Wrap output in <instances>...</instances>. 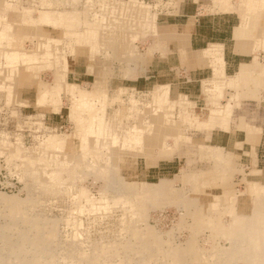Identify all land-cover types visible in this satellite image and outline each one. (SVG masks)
Listing matches in <instances>:
<instances>
[{
  "label": "rangeland",
  "instance_id": "rangeland-1",
  "mask_svg": "<svg viewBox=\"0 0 264 264\" xmlns=\"http://www.w3.org/2000/svg\"><path fill=\"white\" fill-rule=\"evenodd\" d=\"M45 1L57 2L0 0V10L5 9V2L15 3L17 15L38 18V9L55 6ZM79 1L80 10L85 9L83 5L94 4V10L106 15L109 22L115 19L108 17L110 3L116 9L122 7L120 2L123 8L131 6L130 0H111L103 6L99 0ZM215 1L136 0L137 10H148L154 17L156 29H142L141 23L146 19L137 18L136 11L117 10L120 17L125 15L127 19L118 20L125 23L124 36L118 37L119 41L97 44V55L92 60L89 51L78 45L73 46V55L67 54V60L73 59L67 84L71 90L74 86L87 90L88 101L96 107L104 124L109 122L123 132L142 124L145 135L155 127V119L164 127L174 128V132L169 130L164 137L163 144H157L148 152L138 144L127 148L118 147V143L106 150L100 139L105 164L81 161L84 158L86 161L93 153L89 152L86 157L82 154L88 139L84 140L85 126L70 114L73 109L70 91L64 94L51 90L43 102H38L39 82L58 85L59 81L55 85L54 79L61 65L56 64L55 58L49 63L37 60L33 62L35 65L21 64L19 60L12 80L5 75L9 66L15 65L11 64L14 61L6 56L0 58V245L11 239L12 244L18 245L23 233L32 238L35 231L30 230L31 223H38L42 234L49 229L57 232L54 239L57 251L48 259L54 262L52 264H101L96 258L102 250L108 254L104 264H170L171 258L164 251L168 250L166 247H182L194 239L204 252L223 256L216 250L225 247L222 253L229 256L227 251L232 245L227 240L229 229L227 231L226 227L234 226L236 219L245 217L244 223L253 220L258 226L255 229L247 225L244 229V232L257 234L258 247L250 251L264 256V223L258 221L263 219L264 222V195L255 198L248 192L250 185H257L264 194V170L250 164L253 152L246 150L248 146L255 147L264 134L259 127L264 125V76H259L255 68V64L264 66V2L255 4L254 9L248 0V4L246 0L245 3L249 6L244 0ZM243 6L254 10L249 12L250 9L243 8L246 14L242 12L243 18H250H245L250 22L244 24V27L250 26L245 29H254V24L258 23L256 26L262 29V36L252 32L236 41L233 33L244 21L240 17L242 10L238 11ZM21 8L28 9L27 13ZM255 11L262 12L260 19L257 14L251 15ZM5 16V22L14 23L15 29L7 30V50L20 54L24 49L34 50L33 42L39 43V39L32 41L21 30L27 27L14 20L10 13ZM198 21L202 25L196 33L203 39L209 35L215 43L227 44V49L237 46V42L246 47L237 60L251 65L252 80L259 81L260 86H255L257 82L234 86L236 72L226 67L224 47L223 67L220 62H210L211 57L205 64L196 63L199 56L192 53L191 42ZM48 24L39 23L37 33L63 37L62 29ZM132 31L137 32L136 35L140 31L143 34L132 40ZM167 34L169 36H165ZM49 44L50 48L37 47V52L50 54L59 48L58 53L63 56V42L52 44L50 41ZM101 77L104 82L101 89L106 95L97 94L95 89ZM161 85L168 88L169 94L166 99L156 101L153 93ZM116 95L119 99L113 100ZM82 112L78 110L79 115ZM51 137L57 139L56 145L49 142ZM91 137L97 140V135ZM215 150L222 154L223 164L216 160L221 154L215 152L218 154L215 155ZM210 153L217 157L213 159ZM98 165H103L115 181L108 183L105 174L97 175ZM54 172L60 176L52 179ZM147 189L157 192L145 194ZM80 191L85 197L78 195ZM4 196L12 198V204L27 213L30 224L19 216L13 217L2 199ZM92 198L97 206H90ZM80 201H83L81 206ZM128 227L142 231L132 244L125 234ZM143 236L148 238L146 245L141 244ZM26 248L35 249L31 243ZM2 249L3 259L12 261L7 264L18 263L17 256H11L7 247ZM224 257L220 261L225 262ZM228 262L246 264L243 260L229 259Z\"/></svg>",
  "mask_w": 264,
  "mask_h": 264
},
{
  "label": "bare ground",
  "instance_id": "bare-ground-1",
  "mask_svg": "<svg viewBox=\"0 0 264 264\" xmlns=\"http://www.w3.org/2000/svg\"><path fill=\"white\" fill-rule=\"evenodd\" d=\"M56 1L57 2L45 1V3L47 5H53V6L55 5V6L38 9V11L40 12V16L38 18H34L33 16H30V15L29 16H25V15L19 16V15H17L18 12L16 11L17 4H15V3L11 4V3L5 2L6 3V5L4 7L5 9L3 11L0 10V58L2 56H6L11 61H14L11 63L12 65L15 64L13 67L9 66V68H8L9 70H7V74L5 75L6 79L10 78V80H12L11 77L13 76V73L18 68L19 60H21V62H20L21 64L26 63L28 65V64H31L37 60H40V59H41L40 61L45 60L44 61L45 63H49L52 59L55 58L56 64L61 65L60 70L58 71V75H56V78L54 79L55 85L59 81L58 85L52 86V85H48V83H45V85H43L44 83L39 82V84L36 88L37 93H38V102H43L51 90H58L60 92L63 91L64 94H67V92H69V91L71 92L70 96L73 99V101L75 102V105H74V102L72 101L73 109H72V112L70 111V114L72 117L75 116V119L80 122L81 126H85L84 127L85 128L84 129V131H85L84 136H86V137L84 140L88 139L87 143L83 145L84 149L82 150V154L84 157H86V155L89 152L94 154V155L91 154L89 156V159H87L86 161H85L84 157H83L84 159H81V161L85 164H88L89 160L91 162H95L96 164H99L100 162H104V164H105L106 160L105 161L102 160L104 153L103 154L101 153L103 150H101V147H100L101 145L99 144L100 139L103 140L102 143H103L106 150H107V148H108V150H110V148L112 147V144L118 143V147L120 146V147H127V148H130L133 144H138L137 145L138 147L140 146V147H142V150L144 149L146 152H148L157 144H163L165 142V138L168 136V133L170 131H173L174 128H172V127L170 128L168 126H167L168 128L164 127V124H161L159 119H155L153 121V124L155 125V127H152L149 129V134L148 133L146 135L144 134L145 128H144V125H142V124L134 127L133 129H131L128 132L119 131L117 128L112 127L111 125H113V124H111L109 122L108 123L105 122V124H104V122L101 118V115H99L96 112V107L93 106L91 103H89V101H88L89 93L87 92V90L78 88L76 86H74V89L71 90L70 89L71 87H69V85L67 84V81H66V79L68 78L67 73L71 67V62L73 60L72 58H71L72 59L71 61H70V59L67 60L68 59L67 54L68 53H69L68 55L74 54V52H75L74 47H73L74 45L82 46L86 50H88L90 53V60H92L97 55V51H98L97 44L108 43V42L111 43L113 41H119L117 38L124 36L123 32L125 29V26H124L125 23L123 25V24L119 23L120 21H118V20H124L125 15H122V17H120L121 15L117 14V10L119 12L120 11L124 12V10H127V11L132 10L133 12L136 11L138 14L137 18H141V17L143 18V16H144L146 20L142 21V23H141L142 29H144V28H146L148 30L156 29L154 17L151 16V14L148 10H145V11H142L140 9H139L140 11L137 10L138 5L136 3V0H130L131 6L129 8L126 6V7H124L125 9L123 8L124 4H122L121 2L119 5L122 7H118L117 9L111 7V5H114V4L110 3L109 8H108V13H109L108 17L109 18H115L114 20L111 19L110 22H109V20H107L106 15H101L100 12H97L94 10L95 9L94 4H92L89 7L87 5H85V6L83 5V7H85V9L80 10L79 7H80L81 2L79 0H56ZM85 1L86 0H84V2ZM246 1L244 0L243 2L245 3ZM248 1L251 4L253 3L251 5V7H253V5H254V7H253L254 9L256 8L255 4H258V2H264V0H248ZM248 1L246 2L247 4H248ZM99 2L101 4V6H103V5H105V2H111V0H99ZM219 2L221 3V0ZM225 2H227V1H224V3ZM215 4H218V1ZM247 4H246V6L250 5V4L249 5H247ZM60 5H66L68 7L66 9L63 7L64 9H62L59 7ZM87 7H88L89 11H87L88 10V9H86ZM30 8H32V7L30 6ZM228 8H231V7H229V5H228ZM243 8H244V6L238 8V11L242 10L240 17H241V21L242 20H244V21L241 22L240 26L235 28V30H234L235 32L233 33V35L235 34L234 37H235L236 41H240L239 39L246 37V35L252 34V32H254V35L256 33L258 36H262V31H261L262 29L260 27L258 29V27H257L258 23L256 24L257 26L254 24V29L252 28L251 30H246V29H248L247 27H250V26H247L248 23H250L247 20L250 18L247 19V17H245V16L243 18L242 15L245 14V12L243 11ZM250 8L249 7L244 8V10L247 9V11H249L248 9H250ZM223 9H224V7H223ZM21 10H23L25 13H27L26 10H28V9L21 8ZM31 10L34 12L33 8ZM251 11H254V10L250 9L249 12H251ZM242 12H244V14ZM249 12H246V13H248V15H249ZM256 12L257 11H255V13L252 12L253 14L251 13V15L253 16L254 14H257ZM5 13H10L14 20L20 21L21 25L23 24L25 27H27L26 29L22 28L21 30H23L25 32V34L30 36V39L32 41L35 38L39 39V41H40L39 43L33 42V44L35 46L34 50H30V49L25 50L24 49L22 51V54H20V52H17L15 50L14 51L13 50L12 51L7 50V48H8L7 43H6L7 42V40H6L7 39L6 38L7 30L9 28H11L13 30H15V29L13 27L14 23L10 22L11 23L10 24L9 22H5L6 18H7V16H5ZM261 14H262V12L259 11L256 16H258V18L260 19ZM263 14H264V12H263ZM9 16H8V18H9ZM112 16H114V17H112ZM115 16H118L117 19ZM255 18H256L255 20H257V17H255ZM251 19L254 20V18H251ZM125 20H127V19L125 18ZM10 21H11V18H10ZM41 22H43V23L49 22L48 25H50V23H51L55 28L62 29V31H63L62 36L63 37L61 38L60 36H57V38H55L52 36L50 37L48 35H43L42 33L38 34L37 33V29H38L37 26H39L38 24L39 23L41 24ZM257 22H258V20H257ZM5 24H7L8 26L4 27ZM244 24H247L246 25L247 27H244ZM126 25H129V23H126ZM134 32L133 31L131 32V34H132L131 37L133 38L132 40L137 38V36L139 34L140 35L143 34V33H141L142 31L138 32L139 33L138 35H136L137 32H135V33ZM165 36H168V35H165ZM50 41H52V44H53V42H54V44H58L60 42H63V44H65V51H64V49H62L63 56L61 54L59 55V53L61 51V49H59V48H55V51H53L50 54L48 53V54L41 55L37 52L39 46H41V47L46 46L47 48H50L51 47L49 44ZM201 45H203V44H201ZM232 45H233V43H232ZM240 45L243 47H241ZM223 47H224L223 44L215 43V44H211L204 51H202V52L199 51L200 53H197V56H199V57L197 58L196 63H198V64L204 63L205 64V63L209 62V59L211 57L210 62H213V63H214V61L220 62V65L223 67V63H224ZM244 47L245 46L242 45L241 42H239V43L237 42V46H236L237 52L242 53V50L244 49ZM36 48H37V50H36ZM133 50H135V48ZM44 62H42V63H44ZM33 64L35 65V63H33ZM24 66H25V64H24ZM250 66L251 65H242L241 69L236 73L235 79L237 81L233 82L235 84L234 85L235 87H236V85L240 86L241 84H245V86H247V83L250 84V82H254V83L257 82V85L255 84V86H260L261 83L259 81L255 82V80H252L253 79V77H252L253 71L250 69ZM255 68L257 69L258 75L263 78L264 66L262 67L260 65L258 66L257 64H255ZM218 69H219V67L217 66V69H216L217 73L220 72V70H218ZM222 74H223V71H222L221 75ZM102 78L103 77L99 78V80L96 82V88H95L97 91V94H100V95H101V93L105 94V91H103L101 89V86L104 84ZM232 79H234V78L231 77V80ZM262 81L264 82L263 79H262ZM9 82H11V81H9ZM118 93H119V91H118ZM92 94L94 95V93H92ZM168 94H169L168 88L164 85H161L154 91L153 99H155L156 101L166 99V97H167L166 95H168ZM117 99H119V97H117V95H116L113 100H117ZM6 100H8V99H6ZM79 109L84 111L80 115L78 113ZM165 120H166V123L169 122V120L168 121H167V119H165ZM170 122H172V121H170ZM160 124H161V126H160ZM95 135H97V140H94V138L91 137V136H95ZM56 140L53 139V137L49 138V142H51L52 144H54V142H57ZM64 140L65 139H63V141ZM84 140H83V142H84ZM93 141L96 143L93 144ZM104 142H105V144H104ZM54 145H56V144H54ZM215 152L216 153H219V152H217L216 150L213 152L215 155H218ZM210 154L212 155L211 157H213V154L212 153H210ZM219 154H221V153H219ZM108 155H110V154H108ZM91 157H92V160L90 159ZM214 157L216 158L217 156H214ZM214 157H213V159H214ZM95 159H97V161ZM218 159L222 162L221 164H223L222 154L220 156H218L216 160H218ZM220 161H218V162H220ZM221 164H219V165H221ZM95 170H96L95 173L97 175L104 176V174H105V180L108 183H111L110 181L113 182L114 179L111 178L109 171L106 170L103 165H98V168H96ZM104 171H105V173H104ZM237 172H238V170H237ZM57 174L58 173H56V172L52 173L51 178L52 179L58 178L60 175L59 174L57 175ZM248 189H249L248 192L250 191V193L253 196H255V198L260 197L261 194H262V196L264 195L263 190H261L260 187H258L257 185H250V188L248 187ZM144 192H145V194H147L149 192H152V193L157 192V190L154 189L152 191L151 189H147V191H144ZM78 193H79L78 195L80 197H85L84 195H86L84 192H81V191ZM137 195H138L137 197H141L140 196L141 194H137ZM2 199L4 200V202L6 204H8L10 212H12L11 214L13 215V217L19 216V217L23 218L27 223H29V224L31 223L28 221L27 213H25L20 206L16 207V206H14V204H12L14 201L12 198L4 196ZM87 200L89 201V199H87ZM90 201L92 202L90 204V206H92V205L97 206L98 205L97 202L93 203L94 202L93 198L90 199ZM82 202L83 201H80V203H79L80 206H81ZM127 211H128V209H127ZM243 219H245V217L241 218L239 220L236 219L235 222H237V224H235L232 227H226L227 231L229 229V233L225 230L227 232V235H228L227 240L232 245V247H230V251H227V252H229V256L227 253L226 254L222 253V251L225 252V250H226L225 247H221L219 249L216 248L217 250L214 247L216 252L221 253V255H223V256L225 255V257H224L225 262L220 261V260H222L223 256L217 255V253H215V252H213L212 254L207 253V251L204 252L205 249L203 247H200V246L198 247L196 245L197 241H195V239H194L191 242H188L184 245L182 244V247H173L172 249H171V246L166 247L168 250H164V251H165L166 255H168L171 258L170 264H196V263H201V262H203L201 264H223V263L224 264H230V262H228L229 259H230V261H232V260H234V261L235 260H240V261L243 260L246 262V264H264V256L263 255L259 256V255L254 253L255 251H253V250L250 251L251 248L257 249V247H258V242L256 241V236H257L256 232L255 231L244 232V229L247 228V225L251 226L252 228H255V229H257L258 226L254 225L252 223L253 220L249 219L250 223L247 224V223L243 222ZM132 221L134 222L135 219L132 218ZM258 221H259V223H264L263 219L258 220ZM240 222H242V223H240ZM30 227H31L30 230L35 231L32 238H30L26 233H23V234H21V237H20L21 242L18 243V245L12 244L13 243L12 239L10 240V242H4L3 245H0V264H7V263L12 262L11 260L7 259V261H6L3 259V257L1 256V251L3 250L2 247H7L10 251L11 256L12 255L17 256V262H18L17 264H52V263H54L53 261H49L48 259L52 258L57 251V247L55 245V240H54L55 238H57V232L54 231L53 229H49L47 232L42 234L43 232L41 230V225L38 223L37 224L31 223ZM146 228H149L148 225L146 226ZM43 229L46 230L47 228H43ZM141 232L142 231H140V230H133L132 231V229H130V227H128L125 230L126 237H128L127 241H129L130 244H132L133 243L132 240L136 239L135 237H137V235L141 234ZM147 239L148 238H146V236H143L141 244L146 245ZM28 243H31L32 246L35 247V249L29 250L28 248H26V245ZM138 253L140 254V252H138ZM143 254H144V252H143ZM107 255H108L107 251L102 250L100 252V256H98L96 258V260H98V258H99V262H102L101 264H104L105 263V257H107ZM216 255H217V259H215ZM228 257H229V259H228ZM185 259H187L188 261H185ZM148 261H150V259H148Z\"/></svg>",
  "mask_w": 264,
  "mask_h": 264
},
{
  "label": "crops",
  "instance_id": "crops-1",
  "mask_svg": "<svg viewBox=\"0 0 264 264\" xmlns=\"http://www.w3.org/2000/svg\"><path fill=\"white\" fill-rule=\"evenodd\" d=\"M186 16H191V15H186ZM200 21H198L200 25L197 24L195 26V33L192 36V42H191L192 53L193 52L200 53V52L204 51L206 48H208L211 44H215V40H212L209 35H207L203 39L199 33H196L202 25V23ZM201 44H203V45H201ZM223 46H224L225 61L227 63V66H226L227 68H229V69L233 68L235 70V72L237 73L241 69L242 65H250L247 62H242V61L237 60V58H239V57H241V55H243L242 54L243 52L242 53L237 52L236 45L233 48L231 47V49H229V48L227 49V44L223 45ZM227 55L230 56L231 58L229 57L227 59ZM228 60H229V62H228ZM254 97L256 98V95ZM259 127H261V129L264 132V125L263 124L259 125ZM246 150H247V152H251V151L253 152V155H251L249 157L250 164H254L256 166V168L259 170H264V134L262 135V137H260V140L255 147L248 146Z\"/></svg>",
  "mask_w": 264,
  "mask_h": 264
}]
</instances>
